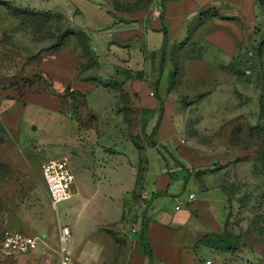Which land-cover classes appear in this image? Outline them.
Wrapping results in <instances>:
<instances>
[{"label":"rangeland","instance_id":"374dc122","mask_svg":"<svg viewBox=\"0 0 264 264\" xmlns=\"http://www.w3.org/2000/svg\"><path fill=\"white\" fill-rule=\"evenodd\" d=\"M157 1L0 0V264H38L51 254L56 259L63 225L72 230L68 251H81L79 241L89 234L80 227L86 225L84 213L98 199L88 193V199L73 196L56 208L51 205L42 169L63 156L81 176L91 175L88 168L103 160L140 164L136 188L125 203L123 223L131 228L105 226L102 233L109 243L99 252V259H109L102 264L127 257L133 248V224L137 220V229L142 228L146 218L145 173L157 154L149 153L153 140L168 147L184 140L218 154L216 163L204 165L208 170L201 178L210 177L207 186H220L226 196L224 228L201 245L190 241L195 262L264 264V3L256 20L238 22L244 34L239 51L228 68L221 66L223 80L230 84L221 82L223 88L200 111L209 126L216 128L225 118L224 126L212 134L202 130V135L187 136L177 121L162 117V110L146 115L135 85L143 84L142 92H154L159 101L170 92L184 103H196L207 89L185 82L184 65L190 58L204 57L208 45L202 37L212 24L198 20L188 25L186 34L181 25L168 33L159 52L148 50L162 42L153 25L162 15L160 10L152 14ZM6 4L24 8L22 19ZM207 11L202 15H209ZM34 12L38 14H28ZM159 31L164 37L161 25ZM60 64L67 67L68 81L51 76ZM157 149L166 154L165 147ZM192 187L188 183L182 188L179 201L187 200ZM83 200H88L87 207ZM160 203L169 212L174 207L172 199ZM15 231L39 235L50 248L42 244L32 253L8 254L2 239Z\"/></svg>","mask_w":264,"mask_h":264},{"label":"crops","instance_id":"0c3cea01","mask_svg":"<svg viewBox=\"0 0 264 264\" xmlns=\"http://www.w3.org/2000/svg\"><path fill=\"white\" fill-rule=\"evenodd\" d=\"M157 2L154 8H159L162 15L159 23L153 20V25L154 30H158L162 42L148 46V50L159 52L163 46H166L164 40L167 36H162V32L159 31L160 25L165 27L168 33L183 25L186 34L190 31L188 25L198 20L203 24L208 20L211 21V28L204 30L202 37L208 45L204 57L186 60L183 70L185 82H195L196 87L207 90L196 103L190 105L179 100L178 93L168 92L169 97L166 100H156L150 95L151 92L149 95L142 92L143 84L140 88L139 84H136L135 92L139 93L142 111L152 116L162 110V117L169 115L172 120L177 121L179 129L187 136L202 135V130L204 134L205 132L212 134L224 126L226 119L217 121L218 127L213 128L209 126L210 123L204 121V117H200L203 116L200 111L204 109L205 102L223 88L221 82H225L224 67L221 66H229L228 64L239 51L238 40L243 39L244 34L238 27V22L241 18L256 20L259 6L264 0H158ZM207 10L210 14L202 15ZM155 12L156 10L153 9L152 14ZM209 45H215L218 50L211 51ZM66 69L65 64H60L52 71L51 76L58 77V81H68L70 77L66 75ZM167 75L169 88L170 76L168 73ZM78 86V89L85 88L82 85ZM207 126L212 128V131H206ZM182 141L168 147L153 140L155 146H151L149 153L154 150L157 154L154 161L150 160L148 171L145 173L148 200L146 218L143 227L139 229L135 220L134 232L131 236L133 248L127 257L123 255L114 259L116 264H197L190 241L195 240L201 245L202 239L223 230L226 196L220 186H207L210 177L201 178L204 171L208 170L204 165L212 161L216 163L218 154L197 143L187 145L186 141L184 143ZM162 146L166 148L167 155H161L157 149ZM167 159L171 161L167 162ZM77 165L79 169H85L82 164ZM139 167L138 162L103 160L94 166V169L88 168V174L91 175L81 176L74 170L76 180L73 196L88 199L87 194L91 193L98 199L97 205L84 213L86 225L82 223L80 227L89 234L84 240L79 241L81 251L77 254L72 253L76 264H102L107 260L109 262V259H99L100 250L109 243V237L102 232L105 231V226L115 223H121L126 230L131 228L132 224L123 223L125 203L128 194L136 188L137 176L140 174ZM188 183H193L190 193H195V198L190 199L188 196L186 201H179L177 197L182 196L181 190ZM170 198L174 200V207L169 212L160 202L171 200ZM87 201L83 200L86 207ZM179 205L181 207L177 209ZM54 257L51 254V259Z\"/></svg>","mask_w":264,"mask_h":264},{"label":"built area","instance_id":"2783aa9c","mask_svg":"<svg viewBox=\"0 0 264 264\" xmlns=\"http://www.w3.org/2000/svg\"><path fill=\"white\" fill-rule=\"evenodd\" d=\"M155 14H160L159 8L155 9ZM150 95L154 96V92ZM183 142H185L183 140ZM42 176L49 196L51 205L56 208L63 201L70 199L74 194L75 174L71 168L70 160L67 156L51 159L46 162L42 169ZM146 191L144 197L146 198ZM190 199L195 198V193H190ZM180 205L177 209H180ZM71 237V228L68 225L60 227L59 240L60 249L56 259H48L38 264H76L75 259L66 248V244ZM44 245L46 250L49 244L39 235L27 234L21 231L7 232L2 239L3 249L11 255L32 253L38 249L39 245ZM45 250V251H46ZM204 264H229L215 259H206Z\"/></svg>","mask_w":264,"mask_h":264},{"label":"trees","instance_id":"16d2710c","mask_svg":"<svg viewBox=\"0 0 264 264\" xmlns=\"http://www.w3.org/2000/svg\"><path fill=\"white\" fill-rule=\"evenodd\" d=\"M7 5V7H8V9H11V11H12V15L13 16H15V17H17V18H19V19H22L21 17H20V15H19V13L20 12H26V10L24 9V8H22V7H13L12 5H10V4H6ZM28 14H32V15H37L38 13L37 12H34V13H28ZM43 14V13H42ZM44 14H46V15H51V13L50 12H44ZM215 14V13H214ZM23 21V20H22ZM163 32H164V34L167 36L168 35V32H167V29L164 27L163 28ZM68 34H71V32L69 31L68 32ZM84 51H87V52H89V45H84ZM68 89H70V86H68L67 87ZM214 235H216V233H213V234H211V236H214ZM210 236V235H209Z\"/></svg>","mask_w":264,"mask_h":264}]
</instances>
